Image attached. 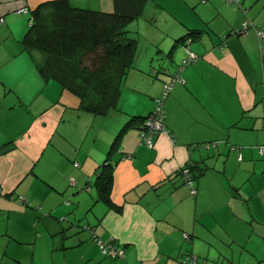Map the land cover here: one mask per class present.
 <instances>
[{
	"label": "crops",
	"instance_id": "1",
	"mask_svg": "<svg viewBox=\"0 0 264 264\" xmlns=\"http://www.w3.org/2000/svg\"><path fill=\"white\" fill-rule=\"evenodd\" d=\"M42 1H0V264H183L186 255L196 264H264V61L255 33L264 30V0H241V8L156 0L169 27L148 33L108 115L80 109L75 95L40 74L45 54L24 48L29 12L17 10ZM245 19L252 26L232 33ZM191 31H199L187 44L196 58L164 100L165 130L149 147L140 118L186 55L175 39ZM120 132L106 204L95 171ZM188 162L200 170L195 194L179 174ZM97 241L123 248L124 257L104 256Z\"/></svg>",
	"mask_w": 264,
	"mask_h": 264
},
{
	"label": "trees",
	"instance_id": "2",
	"mask_svg": "<svg viewBox=\"0 0 264 264\" xmlns=\"http://www.w3.org/2000/svg\"><path fill=\"white\" fill-rule=\"evenodd\" d=\"M146 1L112 0L110 11L74 7L70 0L42 1L31 10L28 8V27L22 44L27 50H38L45 54L44 63L38 67L40 74L44 79L55 80L62 89L75 95L79 99L80 109L96 115H108L117 108L124 81L136 55L137 40L128 36L126 26L139 17ZM195 34H199V31L176 38L174 44L182 42V46H185ZM184 58L169 79L163 81L161 93L163 85L177 73ZM150 74L156 76L157 71L153 70ZM145 118H140L139 130ZM131 122L126 123L121 132L131 127ZM121 132L113 140L107 160L95 171L97 198L106 204H111L114 167L109 156L118 147ZM185 167L188 168L189 179L195 184L199 168L191 162L183 166L179 172L183 184L186 182L183 174ZM185 239L189 241L190 236L186 235Z\"/></svg>",
	"mask_w": 264,
	"mask_h": 264
},
{
	"label": "built area",
	"instance_id": "3",
	"mask_svg": "<svg viewBox=\"0 0 264 264\" xmlns=\"http://www.w3.org/2000/svg\"><path fill=\"white\" fill-rule=\"evenodd\" d=\"M226 2L228 4L233 5V6L240 7V0H226ZM17 11L21 12V13H28V8L23 6L20 9H18ZM3 22H4V19L2 17H0V23H3ZM249 26H252L251 22L248 19H245L241 23V29L240 30H234L232 33L244 32V31H246V29ZM255 33L257 36L258 44H259L261 60L264 61V30L256 29ZM188 42H187V44H188ZM187 44L185 45L186 56L182 60L181 66L178 68L177 73H175L172 76V78L163 85V90H162L161 96L157 97L154 100L155 106H154L152 112L148 116H146L144 123L141 125L142 129H140V138H141L142 142L149 147H151L153 145L154 136L165 130V126L163 124V113H164L163 102L165 100L167 93L172 89V87L175 83L183 82V79L180 76L181 70L183 69V67L185 65H187L189 62H191L192 60H194L196 58V54L193 51L189 50V48L187 47ZM221 48L222 47L220 46V49ZM262 83L264 85V76L262 79ZM214 145H215V143H204L201 145V147L209 149V148L213 147ZM257 153L259 156H264V142L257 147ZM241 157H242L241 154H238V160H241ZM74 166H78V163L75 162ZM183 174H184L185 179H186V182L184 185L187 188H189L191 194H195V190H196L195 188L196 187H195V184L193 183V181H191L188 177V168H186V167L184 168ZM16 201L21 202V203L27 202L26 199H24L20 196H18L16 198ZM28 204H30V203L28 202ZM61 219L63 220V218H61ZM185 237H186V235H185ZM97 242L99 243L101 253L104 256H109V257H116V256L123 257L124 256V250L122 248L116 247L111 242H107V243L100 242V241H97ZM182 263L183 264H196L197 260H196L195 256L187 255V256H185V259L182 261Z\"/></svg>",
	"mask_w": 264,
	"mask_h": 264
},
{
	"label": "rangeland",
	"instance_id": "4",
	"mask_svg": "<svg viewBox=\"0 0 264 264\" xmlns=\"http://www.w3.org/2000/svg\"><path fill=\"white\" fill-rule=\"evenodd\" d=\"M76 1L78 0H75V2L71 3V5L74 7L83 8L87 6V4H79ZM110 1L112 2V0ZM102 2L105 5L107 4L108 0H102ZM103 10L105 11L106 9ZM168 16L169 14L161 8V4H159L156 0H147L143 4L139 17L126 26V29L128 30V36H135L137 40V52L140 50L141 45L144 46V43L151 39L149 38L148 33L151 34L155 30H161L163 32L167 30L166 28L169 27V22H166L168 20ZM165 44L166 40L160 44V47L162 48V45L165 47ZM141 50H143V47ZM151 53L152 52H150V54ZM66 199L64 200V204H67Z\"/></svg>",
	"mask_w": 264,
	"mask_h": 264
},
{
	"label": "water",
	"instance_id": "5",
	"mask_svg": "<svg viewBox=\"0 0 264 264\" xmlns=\"http://www.w3.org/2000/svg\"><path fill=\"white\" fill-rule=\"evenodd\" d=\"M239 8H241V0H240V7ZM181 263H182V261H181Z\"/></svg>",
	"mask_w": 264,
	"mask_h": 264
}]
</instances>
